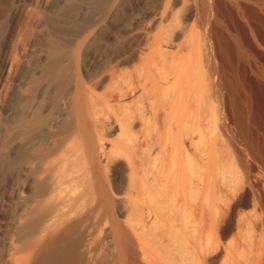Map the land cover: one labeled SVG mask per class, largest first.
Listing matches in <instances>:
<instances>
[{"label": "bare ground", "instance_id": "6f19581e", "mask_svg": "<svg viewBox=\"0 0 264 264\" xmlns=\"http://www.w3.org/2000/svg\"><path fill=\"white\" fill-rule=\"evenodd\" d=\"M88 2L108 26L124 7L132 13L119 35L127 44L92 77L95 85L110 88L138 63L156 65L161 80L173 76L160 94H176L180 115L185 97V158L169 170L162 167L165 180L141 177L139 196L118 187L114 161L102 158L91 129L77 47L74 83L48 129L64 124L63 132L46 139L39 178H46L47 188L36 194L27 174L18 193L27 201L21 211L39 216L34 264H264V0ZM123 79L121 97L135 91ZM120 129L131 142L132 130ZM195 152L208 160L198 215L185 209L184 194L185 168L194 174L204 159ZM125 156L126 183L135 186L136 164L132 154ZM217 180L228 194L220 193ZM3 244L10 251L13 237Z\"/></svg>", "mask_w": 264, "mask_h": 264}, {"label": "rangeland", "instance_id": "374dc122", "mask_svg": "<svg viewBox=\"0 0 264 264\" xmlns=\"http://www.w3.org/2000/svg\"><path fill=\"white\" fill-rule=\"evenodd\" d=\"M130 10L124 7L108 26L97 17L88 0H0V264H14L12 260L27 255V264L37 260L34 242L40 229L39 216L21 211L27 201L18 193L27 183V174L36 194L47 188L46 178H39L49 147L46 139L52 132H63L64 124L59 122L60 128L55 131L48 129L54 128L74 83L72 60L77 47L91 129L102 158L114 161L118 187L126 186L131 195L139 196L141 177L147 174L153 178L156 174L165 180L168 177L162 167L169 170L173 161L185 158V97L180 115L175 111L176 94L169 99L160 94L173 76L161 80L156 65L149 69L142 63L130 66L128 74L122 76L134 84L135 93L124 97L120 96V88L126 86L123 77L108 89L96 86L92 79L121 53L120 46L127 44L128 40L119 35L130 22ZM86 33L90 37L81 43ZM112 125L119 129L112 132ZM120 125L132 130L131 142L119 136ZM127 153L133 155L139 176L131 187L125 177ZM199 154V159L204 158L199 161V171L193 174L185 168L184 172L185 209L192 208L196 215L203 208L200 189L206 177L202 165L208 164L205 152ZM155 158V166L161 167L159 173L154 168ZM217 184L220 187L218 180ZM219 187L220 193L228 194L225 185V189ZM203 215L206 224L210 211L204 208ZM19 216L21 221L17 220ZM10 236L14 245L9 251L3 243ZM8 253L11 260L7 259Z\"/></svg>", "mask_w": 264, "mask_h": 264}]
</instances>
